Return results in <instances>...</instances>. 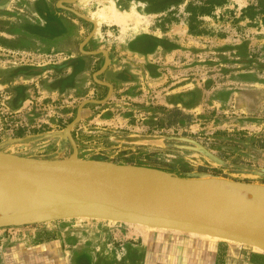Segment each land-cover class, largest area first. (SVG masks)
Returning <instances> with one entry per match:
<instances>
[{
  "label": "rangeland",
  "instance_id": "1",
  "mask_svg": "<svg viewBox=\"0 0 264 264\" xmlns=\"http://www.w3.org/2000/svg\"><path fill=\"white\" fill-rule=\"evenodd\" d=\"M189 1L0 0V153L178 181L215 168L264 188V28L239 18L247 0H224L192 36ZM19 216L0 222V264H152L161 250L166 264H264L252 246L171 230Z\"/></svg>",
  "mask_w": 264,
  "mask_h": 264
},
{
  "label": "water",
  "instance_id": "2",
  "mask_svg": "<svg viewBox=\"0 0 264 264\" xmlns=\"http://www.w3.org/2000/svg\"><path fill=\"white\" fill-rule=\"evenodd\" d=\"M60 8L63 7L60 5ZM81 17L88 21L87 17ZM147 173L162 177L167 187L187 182L175 180L160 171L133 166L70 159H35L0 153L1 175L38 182L32 206L38 221L74 216L112 218L224 238L264 251V221L221 209L170 205L133 195L126 185L127 178Z\"/></svg>",
  "mask_w": 264,
  "mask_h": 264
},
{
  "label": "bare ground",
  "instance_id": "3",
  "mask_svg": "<svg viewBox=\"0 0 264 264\" xmlns=\"http://www.w3.org/2000/svg\"><path fill=\"white\" fill-rule=\"evenodd\" d=\"M109 10L111 13L110 17L107 15L106 17L112 20L120 18L121 9L117 5L113 3L109 6ZM100 19L110 21L108 19H103L102 16ZM112 23L114 22L112 21ZM126 185L133 195H142L151 201L170 205L221 209L225 212H231L252 220L264 221V188L255 184H238L212 176L187 181L185 184L182 183L180 186L170 188L165 186L162 177L159 175L147 173L127 178ZM38 187L39 184L36 181L14 175L0 174V222L8 221L9 223V221L21 220V218L16 220L19 213L21 217L27 220H35L36 217L32 206L35 200V191L38 190ZM33 190L34 194L32 193ZM20 199L22 200L21 202ZM99 219H104L112 223L114 220L112 218ZM114 221L121 222L119 220ZM126 223L134 224V226L139 228L171 230L174 232L186 233L191 236H201L211 240L224 241L234 245L251 246L210 235L146 226L135 222ZM252 248L258 252L264 253V251L255 246H252Z\"/></svg>",
  "mask_w": 264,
  "mask_h": 264
},
{
  "label": "trees",
  "instance_id": "4",
  "mask_svg": "<svg viewBox=\"0 0 264 264\" xmlns=\"http://www.w3.org/2000/svg\"><path fill=\"white\" fill-rule=\"evenodd\" d=\"M247 5L241 10L239 18L242 20H248L249 22L259 23L264 28V0H247ZM224 0H201L200 2H187L184 6L187 17V31L192 36H199L203 32L197 28L199 23L198 17L210 14L215 8L222 6ZM20 136V134H19ZM18 136V137H19ZM198 173H205L211 176H224L220 174L215 168L198 167Z\"/></svg>",
  "mask_w": 264,
  "mask_h": 264
},
{
  "label": "crops",
  "instance_id": "5",
  "mask_svg": "<svg viewBox=\"0 0 264 264\" xmlns=\"http://www.w3.org/2000/svg\"><path fill=\"white\" fill-rule=\"evenodd\" d=\"M191 237V236H190ZM197 237H201V236H197ZM196 237V238H197ZM142 239H143V237H142ZM198 239H201V240H204V241H208V240H206V239H203V238H198ZM147 239L145 238V240L143 239V243L146 241ZM210 242V241H209ZM212 244V243H211ZM208 246H211V245H208ZM155 248V246H151V247H149L148 249V251L146 252V254L148 253V255L149 254H152V252H154V250L152 251V249H154ZM161 249H162V247H161ZM124 250L127 252V248H125L124 247ZM162 251H164V250H161L159 253H160V255H159V257H160V259L158 260V261H156V262H154V263H152V264H166L167 262H165V258L161 255L162 254ZM155 253H157V251H155ZM159 253H157V254H159ZM147 257V256H146ZM151 258V256L150 257H148L147 259H150ZM149 264H151V263H149ZM230 264H256V263H253V262H249V261H238L237 259H233V261L231 262L230 261Z\"/></svg>",
  "mask_w": 264,
  "mask_h": 264
}]
</instances>
